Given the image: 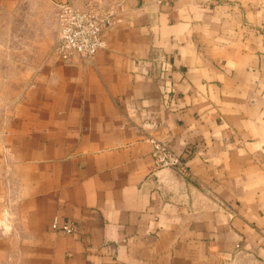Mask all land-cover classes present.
I'll return each instance as SVG.
<instances>
[{"label":"crops","instance_id":"obj_1","mask_svg":"<svg viewBox=\"0 0 264 264\" xmlns=\"http://www.w3.org/2000/svg\"><path fill=\"white\" fill-rule=\"evenodd\" d=\"M63 1L0 0V264H264V0H101L82 65L49 54Z\"/></svg>","mask_w":264,"mask_h":264},{"label":"built area","instance_id":"obj_2","mask_svg":"<svg viewBox=\"0 0 264 264\" xmlns=\"http://www.w3.org/2000/svg\"><path fill=\"white\" fill-rule=\"evenodd\" d=\"M57 40L50 56L68 65H82L92 62L97 51L105 48L106 38L113 26L119 22L115 6L103 4L101 0H64L57 5ZM155 169H172L184 174L185 169L179 156L166 144L153 138ZM48 227L53 232L72 235L74 227L59 225L52 219Z\"/></svg>","mask_w":264,"mask_h":264},{"label":"rangeland","instance_id":"obj_3","mask_svg":"<svg viewBox=\"0 0 264 264\" xmlns=\"http://www.w3.org/2000/svg\"><path fill=\"white\" fill-rule=\"evenodd\" d=\"M26 16L27 17H33V13H26ZM37 33H38V37L34 36V33H35V30L34 31H31V30H27L26 32V39L28 42V40H30L32 38V40H30L31 43H34L35 45L33 44H27L26 45V50L23 49V51H27V52H34V51H37V52H40L42 50V47L40 46V43L42 41V39L44 38V35H45V31L43 29V31L39 32V30H36ZM3 31H0V37L3 36ZM18 34V29H15L14 30V33L12 32L11 33V37L12 36H17ZM36 38L35 40H33V38ZM12 42V41H11ZM55 43V41H54ZM54 46V44L52 45V47ZM52 47L50 48L49 52L51 51ZM36 49V50H35ZM22 50V46L21 45H10L8 46V43H3V44H0V52L1 51H6V52H14V53H17L18 51L21 52ZM0 81H1V78H0Z\"/></svg>","mask_w":264,"mask_h":264},{"label":"water","instance_id":"obj_4","mask_svg":"<svg viewBox=\"0 0 264 264\" xmlns=\"http://www.w3.org/2000/svg\"><path fill=\"white\" fill-rule=\"evenodd\" d=\"M169 170H171V171L175 172L176 174H179L178 172H176V171H174V170H172V169H169Z\"/></svg>","mask_w":264,"mask_h":264}]
</instances>
